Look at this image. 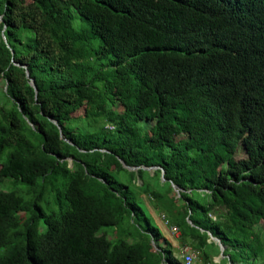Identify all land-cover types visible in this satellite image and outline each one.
I'll return each instance as SVG.
<instances>
[{
  "label": "trees",
  "instance_id": "16d2710c",
  "mask_svg": "<svg viewBox=\"0 0 264 264\" xmlns=\"http://www.w3.org/2000/svg\"><path fill=\"white\" fill-rule=\"evenodd\" d=\"M263 220L259 1L0 0V264H264Z\"/></svg>",
  "mask_w": 264,
  "mask_h": 264
},
{
  "label": "water",
  "instance_id": "95a60500",
  "mask_svg": "<svg viewBox=\"0 0 264 264\" xmlns=\"http://www.w3.org/2000/svg\"><path fill=\"white\" fill-rule=\"evenodd\" d=\"M27 68H28V66L27 65H25ZM27 72H28V75H30V71H29V69H27ZM31 83L36 87V89L38 90V86H37V83H36V80H35V78L34 77H32L31 78ZM55 122H57L58 123V121L55 119ZM64 135V134H63ZM70 141H71V139H69ZM128 167H130V168H133V169H137V168H139V166H131V165H128V164H126ZM157 168V167H161L160 165H155V166H147V168H150V169H153V168ZM164 174H165V170L163 171V179H166L165 178V176H164ZM175 187L177 188V190L178 191H180V188L179 187H177V185L175 184ZM192 221V220H191ZM211 236H212V238L213 239H215L219 244H220V246H221V255H219V256H217V258H221V257H224V256H226V254H225V249H226V245L223 243V241H222V239L221 238H219V237H217V236H215V235H213V233L211 232Z\"/></svg>",
  "mask_w": 264,
  "mask_h": 264
},
{
  "label": "built area",
  "instance_id": "2783aa9c",
  "mask_svg": "<svg viewBox=\"0 0 264 264\" xmlns=\"http://www.w3.org/2000/svg\"><path fill=\"white\" fill-rule=\"evenodd\" d=\"M175 230V232L177 231L176 228H173ZM184 256H185V262L186 264H195V259H196V252L195 251H192L190 249H186L185 253H184Z\"/></svg>",
  "mask_w": 264,
  "mask_h": 264
},
{
  "label": "rangeland",
  "instance_id": "374dc122",
  "mask_svg": "<svg viewBox=\"0 0 264 264\" xmlns=\"http://www.w3.org/2000/svg\"><path fill=\"white\" fill-rule=\"evenodd\" d=\"M84 109V108H83ZM243 155V153L241 152V154H240V156H242ZM162 225H164V224H162ZM261 226H263L264 227V220L262 221V223H261ZM164 227V226H163ZM107 229L110 231L109 233H113V232H111L112 230H110V227H107ZM164 230H165V232L168 234V229L166 228V227H164ZM172 234H173V232H171ZM175 234V233H174ZM177 235V234H176ZM112 237V236H111ZM116 238V236L115 237H112V239H114V240H116L115 239ZM185 249V248H184ZM221 255V254H220ZM217 259H219V258H217V257H215V260L216 261H218L219 262V260H217ZM200 261H201V258L199 259ZM197 262H196V259H195V264H196Z\"/></svg>",
  "mask_w": 264,
  "mask_h": 264
},
{
  "label": "clouds",
  "instance_id": "9594fccd",
  "mask_svg": "<svg viewBox=\"0 0 264 264\" xmlns=\"http://www.w3.org/2000/svg\"><path fill=\"white\" fill-rule=\"evenodd\" d=\"M259 1L264 6V0H255V2Z\"/></svg>",
  "mask_w": 264,
  "mask_h": 264
},
{
  "label": "crops",
  "instance_id": "0c3cea01",
  "mask_svg": "<svg viewBox=\"0 0 264 264\" xmlns=\"http://www.w3.org/2000/svg\"><path fill=\"white\" fill-rule=\"evenodd\" d=\"M217 260H219V259H217Z\"/></svg>",
  "mask_w": 264,
  "mask_h": 264
}]
</instances>
